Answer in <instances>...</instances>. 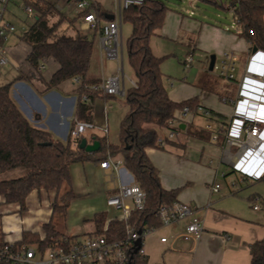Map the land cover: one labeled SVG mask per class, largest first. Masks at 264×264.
Returning a JSON list of instances; mask_svg holds the SVG:
<instances>
[{
  "label": "crops",
  "instance_id": "crops-1",
  "mask_svg": "<svg viewBox=\"0 0 264 264\" xmlns=\"http://www.w3.org/2000/svg\"><path fill=\"white\" fill-rule=\"evenodd\" d=\"M40 1L54 4L57 11L76 19L74 24L69 23L65 32H62L73 36L75 30L80 29L82 15L80 16L81 13L67 1ZM91 2L100 10L97 16L101 26L113 19L114 0ZM20 6L24 7L29 16H35L32 8L33 14L28 12L30 7H27L23 0H9L4 18L10 23H13L12 19H22ZM169 16L171 18L172 15ZM190 18L181 15H176L175 19L165 18L163 27L155 36L162 38L188 36L192 43L189 54L193 55L199 50L204 56L215 55L216 62L217 56L221 59L224 54L234 51L240 55L239 66L243 68L251 45L238 34L239 32L230 33L228 29L224 30ZM23 33L18 35L15 31L7 34L6 39L0 40V57L5 56L8 60L4 66H0V86L12 83L11 96L29 122L38 129L49 131L55 140L66 141L72 126L71 120L74 117L78 119L79 85L67 80L52 87L50 82L59 69L58 63L48 58L41 61L38 67L32 66L28 61L32 49L23 40ZM93 41L94 53L88 77L101 82L106 76L102 73L100 63L106 57L98 35L94 36ZM150 45L153 52L152 42ZM153 54L159 57L154 52ZM106 60L111 61L107 58ZM41 64H44L45 69L40 70ZM188 72L192 78L196 75V86L179 84L171 90L168 89L171 100L179 103L197 98L200 105L210 109L217 118L227 120L233 111L229 104L221 100L227 84L224 81H221L222 83L217 81L216 87L209 84L210 86L203 89L201 79L210 72L209 66L208 69L200 70L198 74L190 70ZM169 85L173 87V83ZM85 102L91 105V110L87 116L88 120L83 122H92L94 128L87 130L81 140L86 139L88 145L99 142L98 139L105 140L108 144H117L120 122L128 111L126 102L122 104L117 96L103 95H95L93 99ZM189 122L171 143H166L164 148H147L146 153L159 171L163 188L168 191L178 190L176 202L189 204L193 208V216L203 223L205 231L196 241L183 240L180 235L190 218L158 229L153 236L156 237L155 245L160 248L161 258L152 260L151 255L146 253L149 264H251L250 246L264 239V187L260 185L261 181H245L241 175L231 170L225 161L222 143L212 141L210 134L202 130L203 121L200 117H194ZM151 127L156 128L154 125ZM192 127L198 129L197 134L191 133ZM104 129L108 130L107 134ZM160 136L165 138L167 132L162 130ZM80 168L85 175L88 173L90 175L92 170L94 171L93 175L99 179L97 180L99 187L107 192V199L114 193L115 185L109 181V171L101 169L100 163L93 161L71 166L72 183L75 176L79 175ZM25 175L26 170L18 168L0 175V181L18 179ZM121 181L124 184L134 181L124 166L121 169ZM215 184L222 186L219 192L212 190ZM258 197L261 198L259 203L262 208L254 210V202ZM55 198V191H33L26 200V211L20 212L19 205L5 204L4 199L0 197V208L4 209L0 212L3 241L20 243L25 231L44 236L43 227L51 220L58 227L55 219L58 215L54 216L52 210ZM107 199L103 208L94 205L82 213L83 220L91 221V226L81 225L74 230L73 224L68 222L67 232L59 231L65 236L79 240L80 235L84 239L95 234L97 230L93 220L95 215L104 213L106 221L118 216L117 211L108 207ZM245 202L249 206H246ZM163 237L168 239L165 244L161 243Z\"/></svg>",
  "mask_w": 264,
  "mask_h": 264
},
{
  "label": "trees",
  "instance_id": "trees-1",
  "mask_svg": "<svg viewBox=\"0 0 264 264\" xmlns=\"http://www.w3.org/2000/svg\"><path fill=\"white\" fill-rule=\"evenodd\" d=\"M23 1L35 12L34 23L22 36L32 49L28 61L34 67L48 58L58 63L59 69L50 82L52 87L80 78L82 87L79 88L77 115L80 121L88 120L91 105L82 101V96L86 94L89 99H93L97 94L85 86L99 83L88 77L94 41H89L87 34L80 29L75 30L73 36L62 32V24H74L76 19L57 11L54 4L40 0ZM203 1L218 4L216 0ZM225 6L222 7L233 12L240 29L238 34L246 39L251 49L256 47L264 51V0H230L227 8ZM90 9L95 10L96 14L100 13L94 4ZM167 10L162 0H145L144 4L132 6L124 14V23L129 22L132 26L126 49L136 86L131 85L126 89L128 111L121 120L117 144H108L98 139L100 149L89 153L80 148L81 140L77 146H74L70 136L66 141L55 140L49 131L34 127L21 112L11 96L12 83L0 86V175L18 168L26 170L22 178L0 181V197L5 204H17L20 212H24L26 200L33 191H55L53 215H65L76 198L71 166L87 161L100 163L111 154L122 158L123 166L132 175L134 182L147 194L146 208L132 213L131 226L143 232L161 226L159 208L176 202L178 190L168 191L163 188L159 171L149 159L146 149L160 148V132L167 131L168 122L179 111L188 107L195 112L200 105L197 98L179 103L171 100L161 70L165 57H156L152 52L151 38L163 27ZM209 84L217 86L214 78L207 73L201 79V86L205 89ZM165 141L167 144L172 142L167 138ZM64 187L67 189L62 192ZM93 220L97 230L91 236L103 234L116 240L126 236V225L121 221L112 220L105 229L107 217L104 213L95 215ZM43 232L44 236L25 231L20 243L44 249L65 237L53 220L44 225ZM1 243L4 241L0 215ZM250 252L251 264H264V239L253 243ZM132 264L147 263L140 259L139 254H135Z\"/></svg>",
  "mask_w": 264,
  "mask_h": 264
},
{
  "label": "built area",
  "instance_id": "built-area-1",
  "mask_svg": "<svg viewBox=\"0 0 264 264\" xmlns=\"http://www.w3.org/2000/svg\"><path fill=\"white\" fill-rule=\"evenodd\" d=\"M64 1L82 14L79 27L87 34L88 40L93 41L94 36L98 35L105 57L116 63L114 75L85 88L97 95L125 96L126 82L133 86L136 83L125 72L124 14L130 7L144 4L145 0H114L113 19L104 26L100 25L95 10L90 9L93 4L91 0ZM8 2L9 0H0V40L15 32V27L4 18ZM28 12L33 14L31 8ZM235 31H240L238 25ZM7 61L5 56H1L0 66H4ZM239 62L240 55L232 51L224 54L214 66L217 77L227 84L221 100L232 107L231 116L222 120L203 105H199L195 112L184 107L168 122L167 136L160 138L158 146L164 148L165 139L174 140L182 130L181 125L187 126L189 120L200 117L203 121L202 130L210 134L212 141L222 143L224 158L231 170L241 175L245 181L258 182L264 180V51L257 49L254 52L251 49L243 68L239 66ZM193 63L194 57L189 55L184 61L187 71L192 68ZM43 69L45 66L41 64L40 70ZM72 81L79 88L82 87L80 78H73ZM88 100L86 94L82 96V101ZM71 123L69 136L74 146H77L84 133L94 128V124L75 117ZM190 131L194 135L198 129L192 127ZM104 132L107 134L108 130L104 129ZM100 167L109 171V181L115 185V191L108 197L107 205L118 212L114 219L126 225V236L123 239H109L103 234L81 240L65 236L44 249L19 242H4L0 244V264H132L135 243L139 239H142V247L136 254L149 264L143 245L145 237L187 218L190 221L180 237L185 241L201 238L205 231L203 223L193 216V208L189 204L181 202L162 205L158 211L161 226L141 231L140 234V231L131 226L130 220L134 211L141 212L146 208L147 194L134 181L130 184L122 183L123 160L120 156L108 154L100 162ZM221 187L220 184H215L212 190L219 192ZM260 200V197L255 199L254 210L262 208ZM111 221L112 219L107 221L105 229ZM167 241L166 237L161 238L162 244Z\"/></svg>",
  "mask_w": 264,
  "mask_h": 264
},
{
  "label": "rangeland",
  "instance_id": "rangeland-1",
  "mask_svg": "<svg viewBox=\"0 0 264 264\" xmlns=\"http://www.w3.org/2000/svg\"><path fill=\"white\" fill-rule=\"evenodd\" d=\"M162 1L165 2V5L168 8L166 12V19H175L176 15H181L182 17L185 16V18L191 17L190 19L201 20L211 26L218 27L224 30L228 29L230 33H236L235 29L237 28V24L233 17V12L231 10L228 11L227 9L222 7L226 5L225 7L227 8L230 0H216L218 2L217 5L212 2L203 0ZM11 5H9V9ZM20 14L23 16V18L12 19L13 23H11L15 27V31L18 35L23 33L24 29L27 26L32 25L35 20V17L29 16V14H27L26 10L22 6H20ZM169 15H172L171 18ZM68 24L69 22H65L64 24H62L61 31L65 32V28L68 27ZM131 33L132 26L129 22H126L123 28V40L125 44V72L128 77L135 79L134 73L129 65L126 49V44L131 36ZM151 42L153 44V52L160 58L165 57L161 65V70L164 75V82L165 85H167V89L171 90L174 87H177L179 84H188L193 87L196 86V75L194 78L190 77L189 72L186 70L184 65V60L188 58L189 55H191L188 51L191 48L192 43H190L188 36L166 38L154 36L151 39ZM193 57L194 63L190 71H194L195 74H198L200 70L208 69L209 59L211 56H204L199 50H197L195 51V54H193ZM219 61L220 57L217 56V62ZM100 65H102V73H104V76H106V78L110 77V75H112L113 73H116L115 62L107 61L106 58H104ZM209 74L214 78L215 82L218 81L219 83H222V80L217 77V73L215 70L210 71ZM172 83L173 87L169 85ZM130 87V83L126 82V89ZM117 99L122 104L126 102L125 96H117ZM78 172L79 175H76L73 180V189L76 195V200L74 199L75 201L72 203L70 209L65 215H58L57 218H55L58 224V229L60 231L62 230L64 232H67L66 225H69L68 222L73 224L74 230L75 228L76 230L80 228L81 225L91 226V221L83 220L84 216L82 215V213L94 205L100 206L102 208L106 206L107 192L102 187H99V179L97 177L95 178V176L93 175L94 171L92 170L90 175L89 173L85 175L84 171L80 168ZM260 185L264 187V180L261 181ZM65 189L67 188L64 187L62 189V192L65 191ZM245 204L246 206H249L247 202H245ZM3 210L4 209L0 208V212H3ZM151 235L152 236L145 237L143 245L146 253L151 255L152 260L154 258H157L158 260L161 258V254L159 253L160 248L159 246L155 245L156 237L153 236V234ZM79 238L82 239L83 237H81L80 235Z\"/></svg>",
  "mask_w": 264,
  "mask_h": 264
},
{
  "label": "water",
  "instance_id": "water-1",
  "mask_svg": "<svg viewBox=\"0 0 264 264\" xmlns=\"http://www.w3.org/2000/svg\"><path fill=\"white\" fill-rule=\"evenodd\" d=\"M257 50L256 47L253 48V51L255 52ZM216 63V56L212 55L210 58V64H209V71L214 70V66ZM180 128L183 130L185 128V125H181ZM80 148L84 149L85 151L89 153H95L100 149V143L98 141L94 142L92 145H88L86 139H82L80 143ZM141 234V231L139 232ZM136 248L134 250V254H136L140 248L142 247V239H139L136 243ZM133 259V256L131 257Z\"/></svg>",
  "mask_w": 264,
  "mask_h": 264
}]
</instances>
